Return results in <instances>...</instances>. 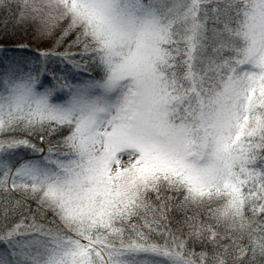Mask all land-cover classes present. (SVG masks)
<instances>
[{
	"label": "snow or ice",
	"instance_id": "snow-or-ice-1",
	"mask_svg": "<svg viewBox=\"0 0 264 264\" xmlns=\"http://www.w3.org/2000/svg\"><path fill=\"white\" fill-rule=\"evenodd\" d=\"M0 10V264H264V0Z\"/></svg>",
	"mask_w": 264,
	"mask_h": 264
},
{
	"label": "trees",
	"instance_id": "trees-1",
	"mask_svg": "<svg viewBox=\"0 0 264 264\" xmlns=\"http://www.w3.org/2000/svg\"><path fill=\"white\" fill-rule=\"evenodd\" d=\"M7 16L8 12L6 10H0V49H20L24 50L27 54L34 55L39 50L47 47V44H39L30 30L23 29L26 25L19 26L16 24L15 20L9 21L5 29L4 23ZM72 38L73 37L70 36L68 39L71 40ZM66 44L67 41H65V45ZM63 47L62 45L61 48L57 50L62 51ZM195 250L199 252L201 249L196 247Z\"/></svg>",
	"mask_w": 264,
	"mask_h": 264
},
{
	"label": "rangeland",
	"instance_id": "rangeland-1",
	"mask_svg": "<svg viewBox=\"0 0 264 264\" xmlns=\"http://www.w3.org/2000/svg\"><path fill=\"white\" fill-rule=\"evenodd\" d=\"M27 28H29L28 25H26V27L23 29H27ZM71 51H77V49H72ZM32 56L33 55L27 54L24 50H20V49H15V50L11 49V50H7V51H4V49H2V48L0 49V57H8V58L29 57V58H31Z\"/></svg>",
	"mask_w": 264,
	"mask_h": 264
}]
</instances>
